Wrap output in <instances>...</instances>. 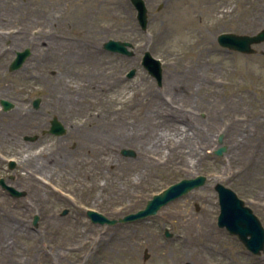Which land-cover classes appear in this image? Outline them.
Here are the masks:
<instances>
[{
  "label": "rangeland",
  "instance_id": "1",
  "mask_svg": "<svg viewBox=\"0 0 264 264\" xmlns=\"http://www.w3.org/2000/svg\"><path fill=\"white\" fill-rule=\"evenodd\" d=\"M144 2L146 31L129 0H0V100L15 104L8 114L0 111L3 120L9 122L3 116L16 112L29 117L35 98L55 105L60 98L68 113L67 136L37 152L21 142V152L13 155L12 146L0 139V178L26 192L14 199L0 188V264H264V253H249L236 236L217 227L214 190L221 184L235 192L264 229L259 188L264 184V43L254 47L256 54L243 55L216 42L222 33L254 35L264 29V0ZM39 33L47 37L38 39ZM108 40L131 43L133 56L103 50ZM43 41H52L56 53L45 56ZM96 47L98 56L88 54ZM26 48L30 57L9 72L14 54ZM145 52L161 61L160 85L141 66ZM132 69L135 75L127 78ZM87 81L108 83L103 96H90L99 97L91 109L77 104L82 92L68 90ZM43 106L34 112L40 120ZM214 106L228 114L212 119ZM246 115H251L246 123L228 128L227 119ZM0 132H8L7 125ZM219 136L226 148L222 156L214 154ZM122 150L134 155L125 157ZM174 153L184 165H176ZM9 158L16 162L12 171ZM252 158L256 163L236 174ZM197 176L207 178L204 186L155 216L113 226L86 216L93 210L118 220L142 210L168 186ZM203 225L212 226L213 233L196 238L194 230ZM74 230L82 233L84 247L77 250L79 241L68 240L63 246L68 255L61 258L58 241ZM114 233L131 238L113 250L99 243V236Z\"/></svg>",
  "mask_w": 264,
  "mask_h": 264
},
{
  "label": "water",
  "instance_id": "2",
  "mask_svg": "<svg viewBox=\"0 0 264 264\" xmlns=\"http://www.w3.org/2000/svg\"><path fill=\"white\" fill-rule=\"evenodd\" d=\"M129 1L136 11V20L140 29L142 31H146L148 24V11L145 6V2L143 0ZM216 41L222 48L241 54L251 55L256 53L253 46L264 43V29L251 36L223 33L217 37ZM102 47L104 50L112 53H118L127 57L133 56V52L129 50L133 48V45L128 42L109 40L105 42ZM30 54L31 53L28 48L23 51L16 52L15 58L9 64V71L13 72L18 70ZM141 64L148 74L156 80L157 84L160 85L162 80L161 63L154 59L149 52H146L142 58ZM135 72L136 71L134 69L131 70L127 74V78H132L135 75ZM0 103L5 110L12 107V105L7 101L1 100ZM33 105L34 107H37L38 101H35ZM52 131L56 132L58 135L64 132L62 126L56 121L53 122ZM218 143L219 145H222V136L218 137ZM225 150V146H221L214 152V154L222 156ZM121 154L125 157H132L134 155L130 150H122ZM14 166V162L9 163L10 170H12ZM205 182L206 177L204 176H197L192 179H183L169 186L161 193L154 195L151 200L147 201L144 209L134 214L124 216L118 220H110L102 214L91 210H88L86 215L94 224L110 226L117 223H129L137 220H143L147 217L155 216L162 207L168 205L169 203L187 195L193 190L201 188L205 185ZM0 186L15 199L22 198L26 195L25 192L18 191L13 187L8 186L3 179L0 180ZM214 189L218 194L220 208V213L217 218V226L219 228H225L231 235L237 236L239 241L250 253L259 256L262 252H264V229L257 217L249 208L244 206V203L237 198L236 194L232 190L221 184H217ZM65 213L66 211L63 212V214ZM37 222L38 217L34 216L33 226H37ZM165 237H170V234L167 231H165ZM148 257V254L145 252L144 259H147Z\"/></svg>",
  "mask_w": 264,
  "mask_h": 264
},
{
  "label": "bare ground",
  "instance_id": "3",
  "mask_svg": "<svg viewBox=\"0 0 264 264\" xmlns=\"http://www.w3.org/2000/svg\"><path fill=\"white\" fill-rule=\"evenodd\" d=\"M39 34L40 35H39L38 39H44L45 37H47V36H45V34H42V33H39ZM40 46H42V48L40 50L42 52H45V56H48L49 53H52V54H55L56 53V48L53 45V42L52 41H49V42L43 41V42L40 43ZM88 54H90L92 56H98L99 55V50L97 49V47H96V49L93 48V49H91V50L88 51ZM63 86H65L64 88H66V85H63ZM68 90H69V93L70 94H75L76 92H82L83 93V96L81 97L82 100H81L80 104L79 103H77V104L80 105V107H82V108L91 109V107H94V106H96L99 103V97H96V98L93 97L92 99H90V96L92 95V93L95 94V96H97L96 94H98V95L100 94L101 96H103L106 93V91L108 90V83L106 81H103L100 84H96V86H94L92 82L90 83L89 81H87V83H84L82 86L79 85L77 87H73V86L72 87H68ZM60 101H61L60 98H58V100H56V102H60ZM153 101H155V100H152V102ZM77 102H79V101H77ZM122 106L123 107H127L125 104H122L120 107H122ZM212 109H213V111L211 112V114L213 116L212 119H214V120L215 119H218L219 117L222 118L223 116H225V115L228 114V112L225 111V108L223 110H220L219 107L214 106ZM117 111L119 112L120 110H117ZM132 115H135V112H133ZM250 117H251V115H246L243 118L230 117L229 119H227V121H228V128H230L231 126H235L238 123H240V124L246 123L250 119ZM160 118L161 119H164L162 117H160ZM100 119L103 120V119H106V118L104 116H102ZM117 119H120V118L118 117ZM254 124H256L255 121H254ZM120 126L121 125H118V129L120 131H122V128L123 127L122 126L120 127ZM238 151H239V149H238ZM175 154L176 153H174L171 156L174 157L177 160L178 163H176V165H181V166L184 165V161H183L182 157L179 156V155H177V154H176L177 155V157H176ZM254 156H255V153H251L250 157H254ZM255 161H254L253 158L251 160H249L246 163V165L241 170L238 169V171L236 172V174L243 173L245 171L246 166L247 165L248 166L249 165L251 166L252 163L255 164L256 163ZM246 178L248 180L255 181V178L252 177V176H250V175L248 177H246ZM128 184H132V183L131 182H128ZM259 188L264 190V184L262 185V183H261L259 185ZM117 190H121V189L120 188H117ZM106 191L107 190H105L104 187L101 188V193L102 194L106 193ZM114 191H115L114 194H116V192L119 193L116 190H114ZM176 214L178 215V212ZM52 227H53V229L51 230V234H52V236H54V234H56V232H57V230H56L57 227L56 228H55V226H52ZM206 227L207 226H204L203 225V227L202 228H199V230H194L195 232H197L196 238L202 237L203 235L207 236L210 233H213L212 226L208 225V228L210 230L206 229ZM81 234H82L81 232H77V231L75 232V230H74L73 232H71L69 234V238L68 239L67 238L66 239L60 238L59 241H58V246L57 247L60 248V251H62L63 254H62V256H61V254H59V255L57 254V255L58 256H61V258L62 257L63 258L64 257H67L68 254L66 255L65 252L69 251L68 250L69 247L66 248V247H63V246H65V245L68 244L67 243L68 240L71 241L72 239L75 240L76 242L79 241V247L77 248V250H81L84 247V244L82 243L81 237H80ZM115 234L116 233L109 234V235H105L104 234V235H102V237L99 236V243L102 244V245H104V244H110L109 245L110 250H113V249H116L118 247V242L121 243V240L122 239L123 240H129L131 238L130 235H126L125 234V236H122L121 237V236H116ZM113 239H117L118 241L117 242L116 241L113 242L112 241ZM115 244H116V246H115ZM123 249H124V247L121 248V250H123ZM71 250H73V249L71 248L70 249V252H71Z\"/></svg>",
  "mask_w": 264,
  "mask_h": 264
},
{
  "label": "flooded vegetation",
  "instance_id": "4",
  "mask_svg": "<svg viewBox=\"0 0 264 264\" xmlns=\"http://www.w3.org/2000/svg\"><path fill=\"white\" fill-rule=\"evenodd\" d=\"M21 92L17 95L20 96ZM39 100L38 107L35 109L33 108V102L35 100ZM20 100V99H19ZM11 103H14L13 100H8ZM56 105L48 102H41L40 98H35L31 100V114L29 117L24 116L20 117L19 114H10L9 116H3L4 118L8 117L9 122H5L2 118V121L0 122V129L4 125H7V131L8 132H0V139L6 140V142L9 146H12L14 149L13 155H18L21 152V146L20 143L24 142L25 148L29 149L31 152L35 151L37 152L38 149H42L45 145L50 144L53 139L58 140L61 138H64L67 136V124H68V113L67 110L61 105L62 102H55ZM45 105V106H43ZM43 106L44 111L41 112L43 114L42 119L40 120L38 114H34V112H37L39 108ZM15 109V106L8 111L3 110L0 107V111L4 114H8L9 112L13 111ZM29 118V120L26 122L25 119ZM57 121V123H60L63 128L65 129V133L62 136H56L55 133H53L52 130V123L54 121ZM2 144V143H0ZM42 160H45V157H41ZM8 162V161H7ZM8 166V163H7ZM10 177V176H9Z\"/></svg>",
  "mask_w": 264,
  "mask_h": 264
}]
</instances>
